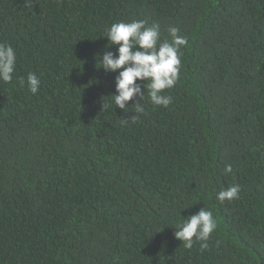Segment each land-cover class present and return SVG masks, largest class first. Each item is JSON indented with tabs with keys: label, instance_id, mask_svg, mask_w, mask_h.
Listing matches in <instances>:
<instances>
[{
	"label": "trees",
	"instance_id": "obj_1",
	"mask_svg": "<svg viewBox=\"0 0 264 264\" xmlns=\"http://www.w3.org/2000/svg\"><path fill=\"white\" fill-rule=\"evenodd\" d=\"M134 19L188 43L171 104L145 85L130 119L138 97L115 107L99 54ZM0 43L17 53L0 81V264H264V0H0ZM201 207L217 227L185 247L174 226Z\"/></svg>",
	"mask_w": 264,
	"mask_h": 264
},
{
	"label": "clouds",
	"instance_id": "obj_2",
	"mask_svg": "<svg viewBox=\"0 0 264 264\" xmlns=\"http://www.w3.org/2000/svg\"><path fill=\"white\" fill-rule=\"evenodd\" d=\"M170 39H161L158 23L147 25L144 20L118 21L112 23L106 30L108 44L116 46V51H104L99 54V67L106 72L117 73L114 76L115 93L111 94L115 107L127 112V102L133 97H138L134 115L143 113L144 108L138 103L144 97L145 85L148 96L153 105L167 107L172 102V97L164 95L165 89L175 86L181 66V47L188 41L179 35L177 27H169ZM97 61V59H96ZM17 53L8 43H0V81L10 83L16 68ZM97 66V65H96ZM119 70V71H117ZM33 93H37L40 80L34 73H28L26 81L20 80ZM133 104V103H132ZM107 103L103 101L102 108ZM226 172L231 171V166L225 167ZM239 185L222 188L216 198L220 202L237 198ZM217 223L210 210L201 207L195 214H190L174 226V236L183 242L185 247L191 248L196 241H201L200 248L208 247L207 241Z\"/></svg>",
	"mask_w": 264,
	"mask_h": 264
}]
</instances>
